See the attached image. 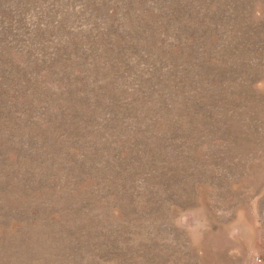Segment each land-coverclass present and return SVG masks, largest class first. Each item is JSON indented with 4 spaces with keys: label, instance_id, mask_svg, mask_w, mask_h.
<instances>
[{
    "label": "rangeland",
    "instance_id": "obj_1",
    "mask_svg": "<svg viewBox=\"0 0 264 264\" xmlns=\"http://www.w3.org/2000/svg\"><path fill=\"white\" fill-rule=\"evenodd\" d=\"M0 264H264V0H0Z\"/></svg>",
    "mask_w": 264,
    "mask_h": 264
}]
</instances>
